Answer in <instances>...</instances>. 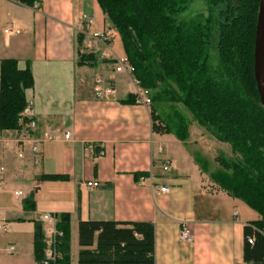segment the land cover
Listing matches in <instances>:
<instances>
[{
	"label": "crops",
	"instance_id": "0c3cea01",
	"mask_svg": "<svg viewBox=\"0 0 264 264\" xmlns=\"http://www.w3.org/2000/svg\"><path fill=\"white\" fill-rule=\"evenodd\" d=\"M100 9L96 0H41L35 8L0 0V75L5 60L30 67L34 87L26 98L34 137L60 136L34 153L19 147L21 132L0 131V264H38L35 232L40 225L46 239V214L57 222L70 215L74 264L81 221L152 223L155 264H253L245 259L246 228L261 216L212 180L216 158L207 154L220 142L194 121L186 137L154 128L152 108L137 103L135 76L115 72L113 39L108 60L85 49L87 35L113 28ZM84 17L93 20L88 30L79 24ZM82 55L92 58L82 61ZM97 76L116 88L114 99L95 98ZM136 174L145 175L137 181ZM89 182L99 187L88 188ZM31 197L34 207L26 210ZM184 223L192 243L180 240Z\"/></svg>",
	"mask_w": 264,
	"mask_h": 264
},
{
	"label": "trees",
	"instance_id": "16d2710c",
	"mask_svg": "<svg viewBox=\"0 0 264 264\" xmlns=\"http://www.w3.org/2000/svg\"><path fill=\"white\" fill-rule=\"evenodd\" d=\"M12 1L31 8L41 2ZM96 1L120 36L135 78L152 92V104L182 105L215 140L230 145L232 157L217 158L223 170L211 178L261 216L246 228L245 259L264 264V109L253 71L260 0ZM33 87L30 67L20 70L15 60L1 62L0 131L23 130L20 116L28 106L26 91ZM152 120L154 128L170 131L168 126L162 128L153 109ZM181 129L186 137L187 125ZM95 153L101 154V149L95 147ZM144 175L135 178L139 181ZM33 207L31 197L24 208ZM57 229L63 235L57 264H71L69 214L59 216ZM78 230V264H155L152 223L81 221ZM248 238H253V245ZM35 256L38 264L46 259L40 225L35 232Z\"/></svg>",
	"mask_w": 264,
	"mask_h": 264
},
{
	"label": "built area",
	"instance_id": "2783aa9c",
	"mask_svg": "<svg viewBox=\"0 0 264 264\" xmlns=\"http://www.w3.org/2000/svg\"><path fill=\"white\" fill-rule=\"evenodd\" d=\"M39 3H35V7H37ZM34 7V8H35ZM93 23V20L84 17L83 20H80L79 24L80 27L84 30H88ZM7 34L11 33V29H6L5 31ZM87 35V34H86ZM86 41L84 43L85 49L88 52V54H99V59L101 61L108 60L112 56V52L109 48V44L112 42V35L110 34V28L109 26L106 27L102 33L100 34H94V35H87ZM100 47H105L106 52L101 53ZM116 61V67L115 72L117 74H124L129 77L135 75V67L127 60V59H119L115 58ZM134 83L136 85V99L137 103L144 107H151L153 103V95L152 92L149 89H145L141 86L140 81H138L136 78L134 80ZM94 93L95 98L99 101H107L112 100L116 97L117 91L114 86H112L107 78L105 76H97L94 81ZM34 109L32 105L28 104L24 112L21 114V119L19 121V124L22 125L23 130L21 131V138L18 140L19 147L22 148H28L34 153H38L41 149L42 144L47 142H54L59 139V134L55 133H45L43 135V138L41 140L36 139L34 137V132L36 130V121L34 119ZM23 119H26L28 122L24 124ZM64 138L66 140H69L70 134L65 133ZM93 148V146L91 147ZM18 156L20 158L23 157L22 149L18 151ZM169 169L168 166L164 168L165 171ZM3 170V169H2ZM1 170V171H2ZM88 188H97L99 187V184L96 182H89L87 183ZM161 192L168 193V188H161ZM17 196L22 195V192L16 193ZM44 222L48 224L47 227V236L45 239L46 242V259L43 262V264H57V261L61 259L60 254L58 253L57 246L59 239L63 237L62 233L57 229V220L54 216L50 214H46L43 216ZM0 226V230H2ZM180 240L185 243H192L194 241V237L192 235V229L187 224H182L181 230H180ZM248 243L250 245L254 244L253 238H248Z\"/></svg>",
	"mask_w": 264,
	"mask_h": 264
},
{
	"label": "rangeland",
	"instance_id": "374dc122",
	"mask_svg": "<svg viewBox=\"0 0 264 264\" xmlns=\"http://www.w3.org/2000/svg\"><path fill=\"white\" fill-rule=\"evenodd\" d=\"M100 12H102L101 9H100ZM110 34L113 36L112 49L114 53L119 59H122V60L126 59L123 44H122L121 38L118 35L117 31L111 28ZM213 61H216L215 54L213 56ZM151 108L155 110V112L158 114L160 118L159 124L163 126V128L165 126H168L170 132L173 133L174 135H179V134L181 135L183 133L181 129L182 124L185 123L186 125H189V122L190 123L193 122V118L191 117V115L180 104L161 102V103H155L154 105L152 104ZM206 133H207L206 136L211 139L212 136L207 131ZM218 145L219 146L216 145V146L209 147L210 152L207 154V157L211 160L214 158L217 159L221 157H224L225 159L227 158L229 160V158L232 157L230 145L225 144V143H218ZM214 155L216 157H214ZM216 159L214 160V163H213L214 169L212 170V172L214 173H217L223 170V167L220 165V163ZM71 255H72L73 264H74V233H73V239L71 240Z\"/></svg>",
	"mask_w": 264,
	"mask_h": 264
},
{
	"label": "water",
	"instance_id": "95a60500",
	"mask_svg": "<svg viewBox=\"0 0 264 264\" xmlns=\"http://www.w3.org/2000/svg\"><path fill=\"white\" fill-rule=\"evenodd\" d=\"M253 59L254 79L264 109V0L259 3Z\"/></svg>",
	"mask_w": 264,
	"mask_h": 264
}]
</instances>
